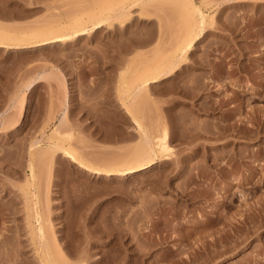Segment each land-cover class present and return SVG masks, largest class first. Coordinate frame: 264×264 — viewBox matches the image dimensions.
<instances>
[{
	"label": "rangeland",
	"instance_id": "374dc122",
	"mask_svg": "<svg viewBox=\"0 0 264 264\" xmlns=\"http://www.w3.org/2000/svg\"><path fill=\"white\" fill-rule=\"evenodd\" d=\"M24 1L0 0V15L20 10ZM234 1L195 0L214 15L212 26L178 72L150 89L149 120L164 119L171 129L169 161L106 177L89 175L60 154L35 180L54 243L70 261L85 255L88 264L105 257L114 264H264V125L256 129L249 121L253 111L264 115V0ZM167 13L150 19L136 9L127 27L78 42L0 47V264H40L21 188L30 174V143L45 123L50 134L67 112L75 148L100 161L123 155L137 141L136 126L120 106L121 73L137 51L150 55L159 44L175 46L178 21L160 25ZM141 36L150 43L125 51ZM22 111L21 125H4L3 117ZM242 154L249 155L245 169H229ZM211 219L219 223L200 226Z\"/></svg>",
	"mask_w": 264,
	"mask_h": 264
},
{
	"label": "bare ground",
	"instance_id": "6f19581e",
	"mask_svg": "<svg viewBox=\"0 0 264 264\" xmlns=\"http://www.w3.org/2000/svg\"><path fill=\"white\" fill-rule=\"evenodd\" d=\"M46 1L47 0H27V4L23 6L20 5L21 3L18 4L16 2L18 6H21L19 7L20 10L15 7L14 11L12 10L9 12L7 11V13H2V16L5 17L8 16V18H17V21L6 22L0 20L1 48L30 50L45 46L48 47L58 43L81 40L82 37L86 35L94 37L103 29L116 30L117 28L127 27L135 16L134 12L136 9L139 10L142 16H146L150 19H152V16L155 14L166 13L168 11L165 19H160L161 28L170 27L172 22L178 21L176 32L178 38L174 47L167 50L159 44L152 50L150 55H147L139 50L130 59L121 73V91L123 92V95H120L122 97H120L121 101L119 100L121 104L120 106L126 113L127 118L135 124L138 135V139L135 144L128 148L123 155L109 160L100 161L95 160L76 149L74 146L76 136L73 127L68 121L67 112H64L62 118L59 120V123L54 125L50 134H47L46 132L48 124L45 123L39 129V135L35 136L30 143L28 161L30 174L28 175L27 182L22 186L21 190L24 194L26 204L25 209L27 210L26 216L28 219L31 241L38 255L39 263L88 264L87 257L85 255H81V257L75 262L70 261L61 252V249L57 247L56 243H54L52 226L41 209L39 202V186L38 182L35 183V180H39L43 168H46L48 172L49 168L53 165V161L55 159L57 160L60 154L63 157L69 158L72 162L77 163L79 168L84 170L85 173H89V175H105L106 177H111L113 175L127 176L136 174L143 170L152 168L158 162L169 161L173 155L171 147V129L168 122L164 119L157 118L149 120L146 109L147 101L151 96L150 89L155 83H159L164 79L172 77L178 72L183 65L187 53L192 50L193 44L207 33L208 27L212 26L214 15L204 12L201 8L202 6L197 4L195 0H63V4L61 6L56 5L55 2L48 3ZM223 1H227L228 3L236 2L234 0ZM203 2H207V0H203ZM15 9H17V11H15ZM1 10L0 12H3V10ZM32 16H35L34 19L31 18V20H25V17L30 18ZM18 18H24L25 21H19ZM146 32L144 31L145 34ZM121 35L125 36L122 32ZM135 36H139V34ZM150 36L151 34L149 37ZM150 38L146 37L142 39V36L141 38H133L124 46V49L126 51L131 48L140 47L145 43H150V40L152 39ZM35 81L36 78L30 82L28 85L29 89L32 90L35 88L38 83ZM260 83V86H263L264 83L262 81H260ZM257 90L258 89H256V91ZM258 93L260 92H257V94ZM261 113L262 112L259 111H253L251 119L248 118L250 119L249 121H251L252 126H257L256 129L264 125V115ZM25 116L24 111H22L17 117L14 115H8L3 117V123L7 127L11 126L16 128L21 125ZM242 122L246 123L247 120H242ZM215 128H217V126H215ZM259 132L260 131L255 130L254 135L257 136ZM252 134L253 133H250L247 136L245 135V137L247 139L249 137L251 138L254 136ZM216 138L220 139V136H217ZM243 155L244 154H242L240 158L238 157V163L232 165L229 169L233 170V168H244L243 165L245 160L243 161V158L248 154ZM261 156H263V154L260 155V157ZM250 158L252 159L251 156ZM217 159L219 158H215V160ZM255 159L258 160V158L255 157L254 161ZM251 162L252 165L250 166H253V161ZM254 164L256 165L254 167L255 169L261 165H258L257 162ZM250 171L252 170L250 169ZM247 179L248 178L245 180ZM232 181L234 183L233 179ZM238 181L239 180L237 179L235 182L238 183ZM219 198L220 196L218 199ZM246 200L248 199H245V201ZM259 200L260 199H258V201ZM223 201L224 200L220 201L219 204L223 203ZM258 201L256 204L260 203ZM261 202V204L264 205V198ZM245 204L247 205V202ZM247 208L248 207L245 209L247 210ZM11 209L13 210V208ZM9 210L7 209V211ZM12 212L13 211H11L10 214H12ZM241 215L242 214H240V216ZM245 218L243 219L246 220ZM233 219L235 220V218ZM216 220L218 219H211L207 222L205 221V223H201L202 225L200 226L203 228L214 226L217 224ZM225 224L226 223L223 224L224 226L222 225L223 227H220L217 230L223 231L224 227L227 225ZM259 224H261V222H259ZM234 232H236V230ZM205 243L206 242H203V246ZM111 262H113L112 259H106L105 257V259L101 258L99 264H110Z\"/></svg>",
	"mask_w": 264,
	"mask_h": 264
}]
</instances>
